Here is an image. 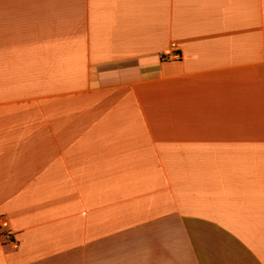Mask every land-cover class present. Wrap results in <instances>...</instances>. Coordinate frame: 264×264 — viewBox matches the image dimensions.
<instances>
[{
  "label": "crops",
  "instance_id": "obj_1",
  "mask_svg": "<svg viewBox=\"0 0 264 264\" xmlns=\"http://www.w3.org/2000/svg\"><path fill=\"white\" fill-rule=\"evenodd\" d=\"M0 264H264V0H0Z\"/></svg>",
  "mask_w": 264,
  "mask_h": 264
},
{
  "label": "built area",
  "instance_id": "obj_2",
  "mask_svg": "<svg viewBox=\"0 0 264 264\" xmlns=\"http://www.w3.org/2000/svg\"><path fill=\"white\" fill-rule=\"evenodd\" d=\"M0 235L6 243H9L13 249L18 248V242L14 238V233L10 229V225L7 219L0 216Z\"/></svg>",
  "mask_w": 264,
  "mask_h": 264
}]
</instances>
